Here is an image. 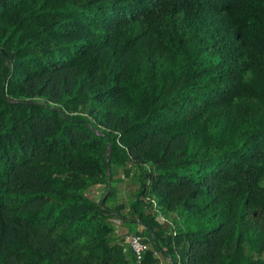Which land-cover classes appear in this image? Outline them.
I'll return each mask as SVG.
<instances>
[{
    "label": "trees",
    "instance_id": "1",
    "mask_svg": "<svg viewBox=\"0 0 264 264\" xmlns=\"http://www.w3.org/2000/svg\"><path fill=\"white\" fill-rule=\"evenodd\" d=\"M160 261L264 264V0H0V264Z\"/></svg>",
    "mask_w": 264,
    "mask_h": 264
},
{
    "label": "rangeland",
    "instance_id": "2",
    "mask_svg": "<svg viewBox=\"0 0 264 264\" xmlns=\"http://www.w3.org/2000/svg\"><path fill=\"white\" fill-rule=\"evenodd\" d=\"M113 172L114 174H113V178L111 182L113 195L109 198L108 203L111 205L116 201H120V202L130 201L134 197L133 192L136 190V186H137L136 180L133 177L130 178L128 176L123 175L124 174L123 167H120V166L113 167ZM87 194H89L92 198L98 199L103 194V189L102 187L96 185L90 188ZM171 215H174V214H171ZM172 217L173 216H171V218ZM160 224L162 225L163 229L166 230V232H171V230L175 228V225H176L175 223L171 222L170 215L165 216V221L160 222ZM115 225L118 231H121V229L124 228L123 230L127 231L126 234L130 233L127 230V227L125 226H122L123 228L121 229L119 228L120 226L118 225H120V222L118 220H116ZM133 226H135L134 229L140 227V225L138 224L137 225L132 224L131 226L128 227L130 231L131 229H133Z\"/></svg>",
    "mask_w": 264,
    "mask_h": 264
},
{
    "label": "built area",
    "instance_id": "3",
    "mask_svg": "<svg viewBox=\"0 0 264 264\" xmlns=\"http://www.w3.org/2000/svg\"><path fill=\"white\" fill-rule=\"evenodd\" d=\"M152 203H153L154 210L157 212L156 219L158 220V222L160 223V222L165 221V216L160 212L159 207L157 206L156 202L152 200ZM171 233L175 235L176 228H173L171 230ZM125 242L133 251L136 260L140 261L144 252L147 251L148 245L142 240L140 236L132 235V234H127L125 236ZM160 264H166V263L163 261H160Z\"/></svg>",
    "mask_w": 264,
    "mask_h": 264
},
{
    "label": "crops",
    "instance_id": "4",
    "mask_svg": "<svg viewBox=\"0 0 264 264\" xmlns=\"http://www.w3.org/2000/svg\"><path fill=\"white\" fill-rule=\"evenodd\" d=\"M120 229L123 228V227H119ZM124 229V228H123Z\"/></svg>",
    "mask_w": 264,
    "mask_h": 264
},
{
    "label": "clouds",
    "instance_id": "5",
    "mask_svg": "<svg viewBox=\"0 0 264 264\" xmlns=\"http://www.w3.org/2000/svg\"><path fill=\"white\" fill-rule=\"evenodd\" d=\"M249 75H250V73H249Z\"/></svg>",
    "mask_w": 264,
    "mask_h": 264
}]
</instances>
